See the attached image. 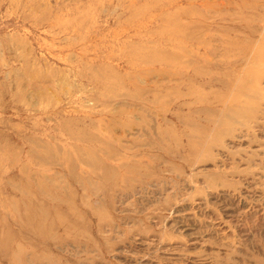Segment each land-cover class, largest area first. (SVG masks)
<instances>
[{"label":"rangeland","instance_id":"obj_1","mask_svg":"<svg viewBox=\"0 0 264 264\" xmlns=\"http://www.w3.org/2000/svg\"><path fill=\"white\" fill-rule=\"evenodd\" d=\"M0 264H264V0H0Z\"/></svg>","mask_w":264,"mask_h":264}]
</instances>
